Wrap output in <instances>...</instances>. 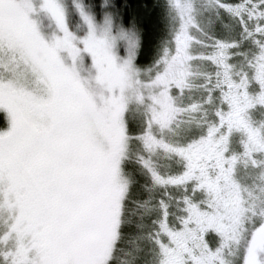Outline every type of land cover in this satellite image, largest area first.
Segmentation results:
<instances>
[{"label": "snow or ice", "instance_id": "6c2138e0", "mask_svg": "<svg viewBox=\"0 0 264 264\" xmlns=\"http://www.w3.org/2000/svg\"><path fill=\"white\" fill-rule=\"evenodd\" d=\"M0 264H264V0H0Z\"/></svg>", "mask_w": 264, "mask_h": 264}]
</instances>
